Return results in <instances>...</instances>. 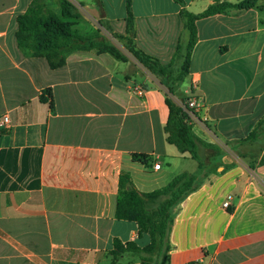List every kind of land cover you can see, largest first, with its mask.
Returning <instances> with one entry per match:
<instances>
[{
	"label": "crops",
	"instance_id": "crops-1",
	"mask_svg": "<svg viewBox=\"0 0 264 264\" xmlns=\"http://www.w3.org/2000/svg\"><path fill=\"white\" fill-rule=\"evenodd\" d=\"M68 1L74 17L62 16L59 0H0V118L8 117L0 122V264H139L132 251L111 253L114 239L149 240L115 217L119 174L148 192L200 168L165 141L166 89L127 54L74 49L51 68L19 47L16 17L37 3L80 34L125 35L127 0ZM181 1L129 3L134 46L162 65L188 41L180 8L197 13L213 0ZM263 2L195 22L188 73L172 98H201L192 130L219 151L196 146L208 173L173 208L167 264H264V132L242 140L264 117Z\"/></svg>",
	"mask_w": 264,
	"mask_h": 264
},
{
	"label": "trees",
	"instance_id": "trees-1",
	"mask_svg": "<svg viewBox=\"0 0 264 264\" xmlns=\"http://www.w3.org/2000/svg\"><path fill=\"white\" fill-rule=\"evenodd\" d=\"M182 4L181 0H176ZM257 0H213L203 10L193 13L181 7L179 14L184 28L188 32V41L182 45L178 41L171 61L162 65L158 59L137 49L132 41L133 15L130 10V0L126 1L125 35L112 33V36L122 40L124 47L136 61L147 69L159 84L164 86L165 102L168 107V116L163 125L165 141L173 145L179 153H187L196 159L200 168L198 173L180 172L173 176L165 185L148 192L139 191L132 183L127 172H121L118 178V190L115 202V217L130 220L136 223L138 235L146 233L148 242L139 246L134 241L121 242L113 240L111 253L116 257L125 251H132L138 255L139 264H167L170 250V229L174 219L173 208L186 195L199 187L208 170L205 163L198 159L196 146L201 145L212 154L219 151L212 143L202 140L192 130L188 115L182 107L186 96L178 97L179 102L172 98L174 86L183 81L188 73L189 54L196 41V20L229 9H247L256 6ZM61 14L65 18L76 16L72 3L68 0H59ZM264 4V2H263ZM16 41L19 47L29 51L34 56L45 57L51 68L63 64V55L74 49H96L108 52L118 60L126 61L128 57L112 42L99 34L83 35L71 27L69 21L60 19L51 9L37 3L31 6L27 13L16 17ZM99 24L110 31L107 23L99 20ZM184 52V53H183ZM181 63L177 66L178 61ZM177 66V67H176ZM182 103V104H181ZM264 132V117L242 140L252 141ZM142 163H146L148 156L137 155ZM264 165V151L259 159Z\"/></svg>",
	"mask_w": 264,
	"mask_h": 264
},
{
	"label": "built area",
	"instance_id": "built-area-1",
	"mask_svg": "<svg viewBox=\"0 0 264 264\" xmlns=\"http://www.w3.org/2000/svg\"><path fill=\"white\" fill-rule=\"evenodd\" d=\"M197 85V81L196 80H192L191 82V87H196ZM141 91V89H139ZM182 104V103H181ZM202 106V101L201 98L198 97L197 95H190L188 96L185 101L184 104H182V107L185 109L187 115H188V119L189 121H192L193 119H197V113L199 112L200 107ZM8 121V117L6 115H3L0 118V122L2 125H6ZM159 161L158 159H153V168L157 169L159 168ZM229 197H227V199H225V201L222 203V205L224 207H227L229 205Z\"/></svg>",
	"mask_w": 264,
	"mask_h": 264
},
{
	"label": "rangeland",
	"instance_id": "rangeland-1",
	"mask_svg": "<svg viewBox=\"0 0 264 264\" xmlns=\"http://www.w3.org/2000/svg\"><path fill=\"white\" fill-rule=\"evenodd\" d=\"M105 34L107 35V39H108V41L112 42V44H114V45H115V46H116L121 52L127 54L128 57H130L131 60H134L135 62H137L136 59L131 55V53H129V51L124 47V42H123L122 40H119V39L113 37L112 34L110 35V34L107 33V32H105ZM137 63H138V62H137ZM139 65H141V64H139ZM141 69H142L144 72H146V73H148L149 75H151V73H150L147 69H145L142 65H141ZM185 81H186V80H185Z\"/></svg>",
	"mask_w": 264,
	"mask_h": 264
}]
</instances>
